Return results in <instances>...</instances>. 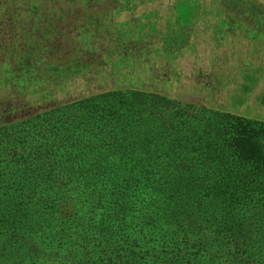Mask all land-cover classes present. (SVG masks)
I'll list each match as a JSON object with an SVG mask.
<instances>
[{
	"label": "trees",
	"instance_id": "1",
	"mask_svg": "<svg viewBox=\"0 0 264 264\" xmlns=\"http://www.w3.org/2000/svg\"><path fill=\"white\" fill-rule=\"evenodd\" d=\"M19 3L0 0V264H264V120L142 87V73L40 103L38 66L56 63L40 51L62 39ZM55 5L81 36V15Z\"/></svg>",
	"mask_w": 264,
	"mask_h": 264
},
{
	"label": "rangeland",
	"instance_id": "2",
	"mask_svg": "<svg viewBox=\"0 0 264 264\" xmlns=\"http://www.w3.org/2000/svg\"><path fill=\"white\" fill-rule=\"evenodd\" d=\"M15 1H23L19 3L23 6L20 18L30 22L32 11L26 10L30 0ZM34 1L56 24L50 35L62 39V48L40 51L47 61L56 62L38 66L48 80L40 81V103L92 94L116 83L130 85L139 82L137 76L131 78L133 74L142 73L146 79L139 82L142 87L264 120V0H256L262 7L248 6V0H190L194 7L191 13L186 3L189 0ZM55 3L62 11L71 9L70 17L81 15L76 28L84 29L81 36L78 31L68 35L63 18L60 20L67 15L52 11ZM105 34L108 45L102 47ZM1 36L7 47L13 44L12 34ZM63 37L72 41L64 44ZM20 39L29 44L28 38L25 42ZM31 45L35 49L33 41ZM101 48L111 52L108 63L97 57L88 59ZM58 56L70 63L60 66ZM6 59L1 61L3 68L10 64ZM125 73L130 75L123 80ZM52 74L57 80L54 84L48 77Z\"/></svg>",
	"mask_w": 264,
	"mask_h": 264
}]
</instances>
